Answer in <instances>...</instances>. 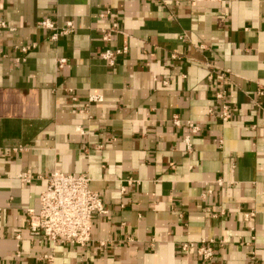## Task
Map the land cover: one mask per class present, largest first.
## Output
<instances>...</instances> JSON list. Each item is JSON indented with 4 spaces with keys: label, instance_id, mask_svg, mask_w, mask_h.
<instances>
[{
    "label": "crops",
    "instance_id": "obj_1",
    "mask_svg": "<svg viewBox=\"0 0 264 264\" xmlns=\"http://www.w3.org/2000/svg\"><path fill=\"white\" fill-rule=\"evenodd\" d=\"M1 21L0 264H205L181 247L209 239V264H264V0H1ZM53 171L102 199L84 247L29 235Z\"/></svg>",
    "mask_w": 264,
    "mask_h": 264
},
{
    "label": "built area",
    "instance_id": "obj_2",
    "mask_svg": "<svg viewBox=\"0 0 264 264\" xmlns=\"http://www.w3.org/2000/svg\"><path fill=\"white\" fill-rule=\"evenodd\" d=\"M1 1V0H0ZM175 4L189 3L196 5L203 2L218 3L221 0H171ZM107 14V13H106ZM104 16V15H102ZM41 29L51 33L50 39L56 41L59 36H68L74 33L75 25L73 21H66L62 27H58L49 19L37 22ZM6 28L4 22H0V33ZM116 30V25L103 36L104 41L110 39V34ZM27 47L21 48L22 53H26ZM126 53V48L117 50H105L101 53V58L112 67L115 65L116 57ZM1 57V54H0ZM65 64L64 59L57 63L59 69ZM222 78V76H219ZM261 94V93H260ZM221 96L218 95V98ZM100 96H91L89 102H101ZM230 118L226 108L219 114V119L223 122ZM173 124L179 126V121L175 117ZM190 133H196L198 128L193 125L188 126ZM189 137H184V142L188 146ZM221 143V142H220ZM22 181H27L26 175H21ZM39 207L37 210H28V232L33 238L49 241L54 247L74 246L84 247L91 240L92 221L96 215L106 214L102 199L90 189V179L87 175L78 176L64 174L53 171L47 179L44 191L39 195ZM214 241L201 240L198 243L189 242L182 245L184 253L193 251L201 263H211L214 258ZM43 260L52 263L51 255L43 256Z\"/></svg>",
    "mask_w": 264,
    "mask_h": 264
}]
</instances>
